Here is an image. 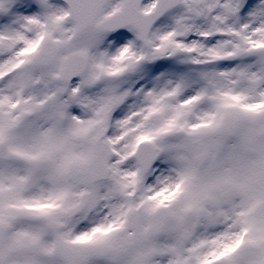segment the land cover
Wrapping results in <instances>:
<instances>
[{"label": "snow or ice", "instance_id": "snow-or-ice-1", "mask_svg": "<svg viewBox=\"0 0 264 264\" xmlns=\"http://www.w3.org/2000/svg\"><path fill=\"white\" fill-rule=\"evenodd\" d=\"M0 264H264V0H0Z\"/></svg>", "mask_w": 264, "mask_h": 264}]
</instances>
